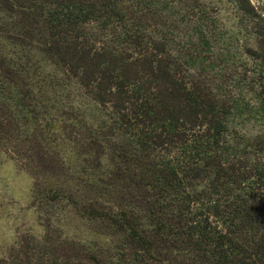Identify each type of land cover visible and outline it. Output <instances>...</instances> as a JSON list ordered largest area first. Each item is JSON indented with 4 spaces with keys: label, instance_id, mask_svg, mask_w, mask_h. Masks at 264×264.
I'll return each mask as SVG.
<instances>
[{
    "label": "trees",
    "instance_id": "16d2710c",
    "mask_svg": "<svg viewBox=\"0 0 264 264\" xmlns=\"http://www.w3.org/2000/svg\"><path fill=\"white\" fill-rule=\"evenodd\" d=\"M229 1L254 134L183 56L178 18L197 23L201 0H0V142L50 141L35 195L92 226L17 239L0 264H264V0Z\"/></svg>",
    "mask_w": 264,
    "mask_h": 264
},
{
    "label": "rangeland",
    "instance_id": "374dc122",
    "mask_svg": "<svg viewBox=\"0 0 264 264\" xmlns=\"http://www.w3.org/2000/svg\"><path fill=\"white\" fill-rule=\"evenodd\" d=\"M201 1L202 5L198 9L200 20L197 23L192 19L194 24L184 17L178 18L181 32L178 38L183 56L186 59L190 58L186 55L197 56L199 61L202 60L199 65L201 80L222 92L226 99H236L242 103L237 112L242 111L243 114L234 118L235 127L240 133L246 131L254 134L261 124L254 110L255 66L245 52L246 29H240L231 1ZM198 29L205 34L203 39L207 43L193 37V45H181L189 35L195 36ZM70 92L76 93L81 99L72 87ZM42 110L45 109L40 112ZM49 142L44 140L40 143L29 135L21 136L15 147L17 151L13 146L0 142V256L17 239L25 242L31 235L41 236L47 228L56 238L91 237L92 226L66 202L50 205L35 195L34 173L56 172V167L48 161L52 153H43L47 151L46 143L49 146Z\"/></svg>",
    "mask_w": 264,
    "mask_h": 264
}]
</instances>
